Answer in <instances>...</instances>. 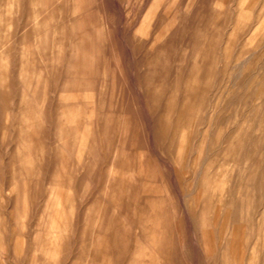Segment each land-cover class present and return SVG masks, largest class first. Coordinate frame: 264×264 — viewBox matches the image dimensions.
<instances>
[{
    "label": "rangeland",
    "instance_id": "obj_1",
    "mask_svg": "<svg viewBox=\"0 0 264 264\" xmlns=\"http://www.w3.org/2000/svg\"><path fill=\"white\" fill-rule=\"evenodd\" d=\"M0 264H264V0H0Z\"/></svg>",
    "mask_w": 264,
    "mask_h": 264
},
{
    "label": "bare ground",
    "instance_id": "obj_2",
    "mask_svg": "<svg viewBox=\"0 0 264 264\" xmlns=\"http://www.w3.org/2000/svg\"><path fill=\"white\" fill-rule=\"evenodd\" d=\"M112 168H113V167H112ZM118 170H119V169H118ZM121 175H122V174H121ZM55 187H56V186H55ZM51 189H52V188H51ZM150 190H151V189H150ZM147 191H148V190H147ZM53 193H54V192H53ZM60 193H61V192H60ZM56 196H57V195H56ZM59 196H61V195H59ZM56 198H57V197H56ZM64 198H65V196H64ZM69 199H70V198H69ZM63 200H64V199H63ZM63 200H62V201H63ZM62 201H59V202H62ZM57 202H58V201H57ZM63 202H64V201H63ZM70 202H71V201H70ZM66 203H67V202H66ZM59 204H60V203H59ZM56 205H58V204H56ZM60 205H61V204H60ZM61 206H62V205H61ZM61 208H62V207H61ZM63 208H64V207H63ZM63 208H62V209H63ZM59 209H60V208H59ZM67 210H68V209H67ZM67 210H66V211H67ZM61 211H62V210H61ZM51 213H52V212H51ZM58 214H59V213H58ZM60 214H61V212H60ZM61 215H62V214H61ZM61 215H60V216H61ZM56 216H57V214H56ZM64 218H65V217H64ZM51 219H52V218H51ZM51 221H52V220H51ZM151 221H152V220H151ZM58 222H59V221H58ZM60 222H61V221H60ZM60 222H59V223H60ZM50 223H51V222H50ZM54 223H55V221H54ZM151 223H152V222H151ZM59 225H60V224H59ZM56 226H57V225H55V227H56ZM61 226H62V225H61ZM147 230H148V229H147ZM57 233H58V232H57ZM54 235H56V234H54ZM58 235H59V233H58ZM100 236H101V235H100ZM57 238H58V237H57ZM102 238H103V237H102ZM155 238H156V237H155ZM48 240H49V239H48ZM55 240H56V239H55ZM56 241H57V240H56ZM53 242H54V241H53ZM105 242H106V241H105ZM101 243H102V242H101ZM59 246H60V245H59ZM155 246H156V245H155ZM136 254L139 255L138 253H136ZM107 255H108V254H107ZM153 256H154V255H153ZM155 256H156V255H155ZM103 257H104V256H103ZM109 257H110V256H109ZM107 258H108V257H107ZM150 261H151V260H150Z\"/></svg>",
    "mask_w": 264,
    "mask_h": 264
}]
</instances>
